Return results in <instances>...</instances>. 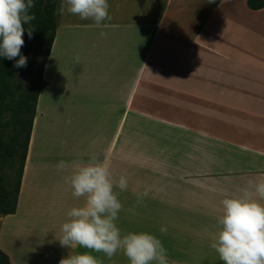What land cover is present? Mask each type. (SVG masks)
<instances>
[{
	"label": "crops",
	"instance_id": "0c3cea01",
	"mask_svg": "<svg viewBox=\"0 0 264 264\" xmlns=\"http://www.w3.org/2000/svg\"><path fill=\"white\" fill-rule=\"evenodd\" d=\"M108 3L112 19L101 27L67 12L59 14L16 212L0 216V249L11 264H59L73 251L58 241L61 226L69 219L68 211L82 206L85 199L74 197L65 180L76 164L87 163L92 156L108 159V110L184 112V118L155 121L202 127V136L228 142L249 158L244 164L247 169L224 174L217 162L213 172L202 165L198 173L180 177L183 183H128L125 191L114 186L122 204L116 224L122 235H155L167 250L170 264H223L210 247L218 231L221 201L239 195L248 180L264 178V48L259 53L256 48L264 21L251 17L264 9L251 12L241 0ZM60 74L72 81L67 83L70 89L57 87L58 99L65 98L68 90L76 93L93 126L90 135L81 139L77 160L75 155L67 159L63 139L58 143L64 152L58 151L57 158L35 154L38 125L42 131L46 128L43 97L52 88V78L58 76L59 81ZM46 140L54 141L53 137ZM157 166L153 168L157 174L177 171ZM233 167L241 164L235 162ZM145 190L148 195L138 204L136 193ZM92 254L103 264H130L122 251L111 259L103 253Z\"/></svg>",
	"mask_w": 264,
	"mask_h": 264
},
{
	"label": "clouds",
	"instance_id": "9594fccd",
	"mask_svg": "<svg viewBox=\"0 0 264 264\" xmlns=\"http://www.w3.org/2000/svg\"><path fill=\"white\" fill-rule=\"evenodd\" d=\"M214 2V0H209ZM227 2V0H225ZM34 0H0V57L16 59L14 67L27 66V57L21 54L27 30L32 37L35 15L31 13ZM108 0H61L59 14L65 12L92 20L96 27L112 19ZM106 33L101 32V36ZM60 167H63L61 162ZM65 182L74 197H84L82 206L68 211V220L62 224L61 247L72 249L59 264H103L92 253H103L111 259L122 251L130 264H170L167 250L160 239L146 232L121 234L116 224L122 204L119 193L128 188L126 174L114 180L110 161L92 156L87 163L75 165ZM148 191L136 193L137 203L147 197ZM221 214L217 219L218 231L212 236L210 247L223 264H264V178L247 181L240 194L221 201ZM135 214L134 209H130ZM162 233L166 228L160 229ZM77 248L87 251L77 252Z\"/></svg>",
	"mask_w": 264,
	"mask_h": 264
},
{
	"label": "rangeland",
	"instance_id": "374dc122",
	"mask_svg": "<svg viewBox=\"0 0 264 264\" xmlns=\"http://www.w3.org/2000/svg\"><path fill=\"white\" fill-rule=\"evenodd\" d=\"M241 1L246 4L245 0ZM251 12L255 11L251 10ZM251 17L264 21V10ZM241 41L244 39L241 38ZM256 45L259 53L261 48H264V34L258 37ZM246 70L248 69L242 67V71ZM262 71L264 72V69ZM67 76L60 74V82L58 76L53 77L52 88L43 97L42 109L47 114L43 125L47 129L44 128L42 131L41 124L38 125L37 138H35L36 155L49 154V157L57 158L58 151L64 152L58 143L59 139H63L69 156L67 159H75L76 152L83 145L81 139L89 136L93 129L89 124L87 110L83 111L80 107L81 102H77L76 93L73 94L68 90L65 92V98L62 95L59 99L57 97V87L62 86L65 89L71 87L67 84L72 81L71 77L67 78ZM244 76L250 78L249 74ZM103 113L97 112V114ZM184 115V112L169 114V112L108 110V160L114 180L118 181L121 174H126L128 183H170L174 180L183 183L180 177L198 173L202 165L209 166L208 172H213L217 162L224 168V174L239 173L240 170L247 169L244 164L250 161L249 158L239 155L228 142L202 136L200 132L202 127L162 125L155 121L161 118L168 120L184 118ZM49 137H53L54 141L47 143L46 139ZM53 162L57 166V159ZM235 162L241 164V167H233ZM159 164L162 165L161 168L172 170L176 168L177 171H167L172 173L168 176L157 174L153 168H159L157 166Z\"/></svg>",
	"mask_w": 264,
	"mask_h": 264
},
{
	"label": "trees",
	"instance_id": "16d2710c",
	"mask_svg": "<svg viewBox=\"0 0 264 264\" xmlns=\"http://www.w3.org/2000/svg\"><path fill=\"white\" fill-rule=\"evenodd\" d=\"M221 1V0H219ZM61 0H34L32 37L25 30L21 54L27 66L14 67L16 59L0 57V216L16 212L18 195L30 143L39 96L46 87L44 70L56 38ZM254 11L264 0H246ZM2 264H11L0 249Z\"/></svg>",
	"mask_w": 264,
	"mask_h": 264
}]
</instances>
